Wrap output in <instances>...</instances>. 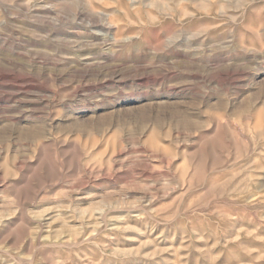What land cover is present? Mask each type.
Here are the masks:
<instances>
[{
	"label": "rangeland",
	"instance_id": "obj_1",
	"mask_svg": "<svg viewBox=\"0 0 264 264\" xmlns=\"http://www.w3.org/2000/svg\"><path fill=\"white\" fill-rule=\"evenodd\" d=\"M0 264H264V0H0Z\"/></svg>",
	"mask_w": 264,
	"mask_h": 264
}]
</instances>
